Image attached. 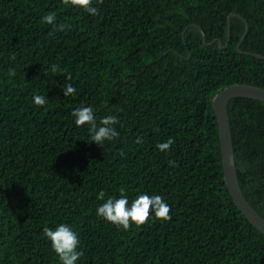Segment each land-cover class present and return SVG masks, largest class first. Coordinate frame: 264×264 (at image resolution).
I'll return each mask as SVG.
<instances>
[{
  "label": "trees",
  "instance_id": "trees-1",
  "mask_svg": "<svg viewBox=\"0 0 264 264\" xmlns=\"http://www.w3.org/2000/svg\"><path fill=\"white\" fill-rule=\"evenodd\" d=\"M93 6L95 16L62 0H0V264H62L42 231L59 224L78 234L76 264H264V233L225 181L213 105L231 84L264 87L255 55H264V0ZM49 12L70 30L49 36ZM231 13L248 20L245 38L233 16L229 39ZM66 84L75 95L64 96ZM35 95L47 103L36 106ZM82 106L98 126L117 116L119 136L91 141L90 126L71 115ZM228 113L242 191L264 217V100L232 97ZM169 137L175 143L160 151ZM141 193L162 196L171 220L152 212L126 231L96 214L111 197L130 206Z\"/></svg>",
  "mask_w": 264,
  "mask_h": 264
},
{
  "label": "clouds",
  "instance_id": "clouds-1",
  "mask_svg": "<svg viewBox=\"0 0 264 264\" xmlns=\"http://www.w3.org/2000/svg\"><path fill=\"white\" fill-rule=\"evenodd\" d=\"M102 2L103 0H97L98 4ZM62 3L65 6L72 5L81 7L93 16L98 14V8L93 6V0H62ZM42 22L52 25L49 36L55 35L57 31H67L71 28L70 24L57 25L55 12H49L43 16ZM11 59H15L14 54ZM51 71L52 73H57L59 71L57 65L53 64L51 66ZM15 74V69L9 68L8 75L15 76ZM66 77L68 80L71 79V76L66 75ZM63 94L65 97L75 95L76 89L72 84H66L63 87ZM33 102L36 106H43L47 103V99L44 95H35L33 97ZM71 115L75 117L76 126H83L85 124L90 126L89 132L91 134V141L98 145L104 146L106 140L112 141L119 136V132L114 127V125L119 122L118 117L115 115H108L101 118L99 126L96 122L94 110L90 106L77 107L72 111ZM135 143L142 144L143 139L137 138ZM174 143L175 140L172 137H169L165 142L158 143L156 147L160 151L166 152L170 150ZM118 155L123 158L126 153L121 150ZM174 163L175 162L173 161H169L170 165L174 166ZM104 195V191H100L97 199L102 200ZM170 211V206L164 201L162 196H149L141 193L132 201L130 206L127 197L123 194L118 199L111 197L97 208L96 214L116 225L118 228L122 227L127 231L133 223L137 227L146 224L152 212H154L156 219L169 221L171 220ZM42 231L51 241V247L62 264H76L79 258L83 255V253L78 250L80 244L78 234L71 226L67 224H59L54 230L45 226Z\"/></svg>",
  "mask_w": 264,
  "mask_h": 264
},
{
  "label": "water",
  "instance_id": "water-1",
  "mask_svg": "<svg viewBox=\"0 0 264 264\" xmlns=\"http://www.w3.org/2000/svg\"><path fill=\"white\" fill-rule=\"evenodd\" d=\"M233 16L240 17L246 23V34H248L250 25L246 18L238 13H231L228 17L229 19V39H230V31H231V19ZM203 32V31H202ZM204 36L205 33L203 32ZM228 39V40H229ZM205 43L212 44L215 41H219L221 47H225L223 45L221 38H215L211 42H207L206 38H204ZM242 41V40H241ZM240 43H238L237 47L240 52L253 54L250 52L242 51L240 49ZM254 55V54H253ZM256 56L264 58V55L255 54ZM235 96H247L252 98H258L264 100V87L249 84V83H234L229 86H226L221 91H219L213 99V105L218 121L219 126V134L221 141V151H222V163L225 175V181L229 188V191L232 195V198L235 204L241 209V211L246 215L249 221L261 232L264 233V217L252 206V204L248 201L246 196L244 195L236 166L235 159V151L232 137V129L230 124V118L228 113V102L232 97Z\"/></svg>",
  "mask_w": 264,
  "mask_h": 264
}]
</instances>
